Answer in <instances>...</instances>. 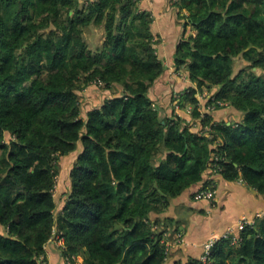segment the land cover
<instances>
[{"label":"trees","instance_id":"16d2710c","mask_svg":"<svg viewBox=\"0 0 264 264\" xmlns=\"http://www.w3.org/2000/svg\"><path fill=\"white\" fill-rule=\"evenodd\" d=\"M140 1L0 0V264L45 261L54 231L65 263L166 264L160 216L174 199L211 176L264 199V0L172 4L182 35L171 63L194 84L178 102L190 119L167 111L172 93L151 96L165 66ZM90 28L102 31L95 49ZM95 81L104 99L80 101ZM205 88L214 113L197 108ZM228 108L229 124L215 116ZM238 235L204 264H264V218Z\"/></svg>","mask_w":264,"mask_h":264},{"label":"crops","instance_id":"0c3cea01","mask_svg":"<svg viewBox=\"0 0 264 264\" xmlns=\"http://www.w3.org/2000/svg\"><path fill=\"white\" fill-rule=\"evenodd\" d=\"M139 8L150 13L152 17L151 29L154 36L158 37L156 53L165 66L163 83L161 80V85L156 84L151 96L155 101V94L159 98L163 95L162 99L167 101L169 93H180L190 84L187 80H178L171 63L175 44L182 35L181 20L177 17L171 0H141ZM86 101L89 102L90 99ZM215 116L227 124L232 121L229 108ZM241 118L234 117V120ZM215 185L216 196L213 204L205 200L196 201L194 196L192 198L193 191L190 190L174 199L160 216L163 220L162 226L166 229L164 241L168 243L166 264H188L189 261L200 258L203 246L211 236H220L227 229L238 233L237 227L243 217L254 218L255 215H261L264 218V199L256 191L241 181L226 182L220 176L215 177ZM166 218L171 222H165ZM178 236L181 238L180 243H177ZM45 247L47 264H66L55 244L47 243Z\"/></svg>","mask_w":264,"mask_h":264},{"label":"built area","instance_id":"2783aa9c","mask_svg":"<svg viewBox=\"0 0 264 264\" xmlns=\"http://www.w3.org/2000/svg\"><path fill=\"white\" fill-rule=\"evenodd\" d=\"M85 2V0H84ZM177 0H173V4L176 3ZM140 4V3H139ZM176 76L181 79V80H187L186 74L182 71H176ZM188 81V80H187ZM189 82V81H188ZM97 86V87H101L103 84L100 81H95L94 83H92V86ZM194 86V85H193ZM188 88V87H187ZM185 88L183 91H181L180 93H176L174 95V100L172 101V107L174 108V111L180 116V114L182 115H187L188 118L190 119V115H191V111L192 108L191 106L187 105L184 109H180L179 108V99L180 96L182 95V93L187 89ZM197 99L199 101L198 103V110L201 114H205V113H214L215 108L212 104H209L208 101L212 100V93L210 94H205L202 95V93H198L197 94ZM206 99L205 104L202 103V100ZM217 104H219L220 106L222 105V103L217 102ZM208 130V127L205 128L206 131ZM212 159L214 161L217 160V157L213 156ZM213 174H218L219 169L217 168V166L215 164H213ZM208 185L204 186L199 192H197L194 195V198L196 201H201V200H205L210 202V204L214 203L215 201V196H216V185H215V176H211L208 179ZM56 189V186H55ZM54 189V191H55ZM53 191V193L55 194V192ZM258 218H262L261 215H255L254 218H245L243 217L237 227V231L238 233L233 232L231 229H227V231L225 233H223L220 236H211L208 241L204 244L203 246V254L200 256L199 261L201 263H207L209 261V254H210V250L212 249V247L214 246V244L220 240V239H225V240H229L231 245H236L238 244V242H240V236L238 235L241 230H243L244 227H253L255 224V221ZM164 240V239H163ZM181 242V238L180 236H178V241L177 243ZM49 243H53L56 245L57 248L62 249L64 247V243H63V238L57 234L55 231L52 234V237L49 240ZM165 250L166 253L168 252V245L165 244ZM42 257V256H41ZM40 257V258H41ZM39 264H47L46 261L44 262L43 257L39 260Z\"/></svg>","mask_w":264,"mask_h":264},{"label":"rangeland","instance_id":"374dc122","mask_svg":"<svg viewBox=\"0 0 264 264\" xmlns=\"http://www.w3.org/2000/svg\"><path fill=\"white\" fill-rule=\"evenodd\" d=\"M84 1V0H83ZM85 3V2H84ZM171 4H173V0H171ZM101 35H102V31H100V30H96V29H94V28H90L87 32H86V34H85V40H86V42H87V44H88V46L91 48V49H95L96 47H98L99 46V41H100V39H101ZM157 38L158 37H155L154 36V38H153V40H157ZM158 43V42H157ZM234 70L236 71V70H238L239 68H242V63H241V61L240 60H236L235 61V63H234ZM178 80H180L179 78H178ZM162 81H163V79H162ZM176 81H177V79H176ZM190 83V82H189ZM194 84H189L188 86H193ZM90 87L91 88H85V89H83L82 91H81V98H80V101H84V100H86V99H90V98H87V94L88 93H91V95H90V97H91V102L92 101H95V100H97V101H95L94 102V104H96V105H99L100 104V102H99V100H103L104 99V97H105V94H106V91H104L105 89L103 88V85L101 86V87H97V86H92V85H90ZM116 90H117V88H115ZM115 89H112L113 91H115ZM212 90V89H211ZM211 90H209V89H203V91H202V95H207V94H210V93H212V91ZM93 94V95H92ZM174 96V95H173ZM172 98V97H171ZM162 100H166V99H162ZM171 100V99H170ZM206 99H204V100H202V103H204L205 104V101ZM168 103V102H167ZM170 104H169V107L167 106V111H173L174 110V108L172 107V102H169ZM167 105V104H166ZM175 114H177L176 112H175ZM178 115V114H177ZM181 116H186L187 118H188V116L187 115H182V114H180ZM179 116V115H178ZM210 137V136H209ZM72 160H70V159H65L64 160V162L62 163V166L60 165V175H61V172H62V174H64L65 175V177H64V175H63V177L65 178V180L67 179L66 177L68 176V172H69V170H70V168H71V165H72ZM59 180H60V177L58 176V179H57V181H58V183L56 184V189H55V195L57 194V192L59 193L60 192V190L62 191V189L64 190V187L61 185V187L60 188H62V189H59ZM66 184L64 183V186H65ZM63 192V191H62ZM177 234V233H176ZM222 235V234H221ZM164 244H167L168 245V243L167 242H165ZM233 246H235V245H233ZM47 247H45L44 249H46ZM47 256V255H46ZM80 256H78V257H76L75 259H73V263L74 264H82L83 263V259L81 258H79ZM42 258V257H41ZM40 258V259H41ZM39 259V260H40ZM45 259H46V257H45ZM46 261V260H45ZM44 261V262H45ZM71 263V261L70 260H66V264H70Z\"/></svg>","mask_w":264,"mask_h":264}]
</instances>
